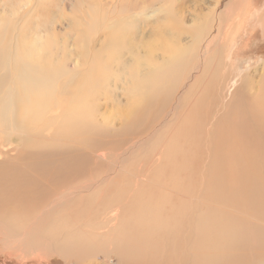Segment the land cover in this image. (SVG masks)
Listing matches in <instances>:
<instances>
[{
  "label": "bare ground",
  "instance_id": "bare-ground-1",
  "mask_svg": "<svg viewBox=\"0 0 264 264\" xmlns=\"http://www.w3.org/2000/svg\"><path fill=\"white\" fill-rule=\"evenodd\" d=\"M216 5L206 14L193 9L187 25L174 7L161 4V19L172 21L167 32L159 27L144 33L141 15L118 14L115 21L123 22L109 24L104 47L84 48L81 73L78 63L71 73L65 69L71 77L66 83L60 82L62 69L42 61V46L28 44L23 33L4 34L9 25L0 18L5 248L41 261L57 256L66 264L99 254L116 257V264L263 261L264 59L247 72L238 69L237 59L230 62L226 47L237 35V17L238 25L220 31L203 65L196 62V44ZM98 19L91 20L95 26ZM220 21L222 29L228 26L227 18ZM251 21L264 44V9ZM107 39L115 46L118 78L125 81L113 82L111 100L101 93L100 104L99 76L110 68ZM108 106L116 123L107 121ZM110 131L116 133L108 139ZM123 132L135 134L126 146Z\"/></svg>",
  "mask_w": 264,
  "mask_h": 264
},
{
  "label": "rangeland",
  "instance_id": "rangeland-1",
  "mask_svg": "<svg viewBox=\"0 0 264 264\" xmlns=\"http://www.w3.org/2000/svg\"><path fill=\"white\" fill-rule=\"evenodd\" d=\"M165 1L166 0H0V18L6 22L5 24H8L10 27L12 26V28H10L9 26L5 27L4 28L5 30L3 29V31H5L4 34L11 35L12 33L13 34L23 33L25 37L28 36L26 38V42L28 44H31L35 47L42 46L44 48L42 53L45 56V58L42 61L47 64L46 67L49 69H52V68L62 69L63 70L62 75H66L64 73L69 72L68 70H70V73H71L72 72L71 70L74 68V65L76 63H78V70L81 73V70H82L81 65L87 61V59L85 58L84 48L91 49L90 46H95V48L96 47L99 48L100 44H101L100 49L103 48L104 47L103 41L105 40L103 39V36L104 37L107 36L105 33L108 32V27H110L109 24L119 23L117 21L121 20L120 18L121 16L122 18L127 19V16L128 17L133 16V14L141 15L140 20L142 21L143 24L147 25V26H144L142 24L144 33L150 30L152 31L157 30L159 27H162L167 32L168 27L172 26L171 24L172 21L169 20L167 22V18L165 20H162L165 15V12H163L164 8L162 9L163 13H161V11H158V8L161 7L160 6L161 4L166 6L169 3L170 4L169 9L171 10L174 7L175 10L177 11L175 14L181 13V15H183L182 20H184L185 23L189 25L190 19H191L190 14L193 12V9L197 8L196 10H199V12L202 11L203 14H206L207 13L206 10L212 8V6L217 1V5L214 8V11H212L213 16L210 18L207 24V27L204 30L205 36L199 41L198 44H196V47H195L196 53H197L196 62H198V58H199V63H200L199 65H203L202 63L206 61V58L208 57V55L212 54L211 52L213 48L216 47L218 42H220V39H221L220 31H223V34H224V32H227L229 27L234 28L235 25H238L234 23L237 17H239L240 24L242 25L239 24L238 26L237 35L233 39L234 43L231 45L233 41L230 43L227 42V46L229 45L230 46L226 47V49L228 50L226 51L228 53V56L230 57L229 58L230 62L234 63V61L237 59L236 63L238 64V69L241 72H247L252 67H254V65L257 66L258 63L260 64L262 59H264V44H262L263 38L260 35V32H259L260 30H257L258 26H256L254 21H251V20H254V15L256 13L264 9V6H263L264 0H251V1L244 0L245 3L243 5H241V0H169L167 1V3ZM94 5L98 6V7L96 6L98 10L97 8L96 9L94 7L92 8V6ZM91 8L93 11L91 10ZM99 8H100V11H99ZM94 9L97 11H95ZM121 9H124V11H122ZM181 9L183 10V13ZM119 10L121 11V14ZM125 10H126V13H123L125 12ZM155 10H156V13L152 14V12ZM100 13L101 15L99 16ZM118 14L121 16H119ZM106 16L110 17L111 19L107 18ZM82 17H84L85 20H83ZM146 17H149V18L146 19ZM96 18L97 19L99 18L98 20L100 21V24H96L97 27L95 26L94 22L91 21V20H96ZM222 18L223 19L227 18V23H228V26L223 29L220 27L221 25L220 20ZM122 22L119 24L121 25ZM14 24H15L16 29L13 26ZM88 24L89 26H91L92 24V26L89 27ZM74 26H76L77 30L75 29ZM99 26L101 28H99ZM93 27H94V30H93ZM20 28H22L23 31L20 30ZM97 28H99L100 30H98ZM195 28H197L196 24L192 26V29H195ZM6 29H9V31L8 30L6 31ZM93 31H94V34H93ZM90 33L92 35L90 36L92 39H90L89 37ZM95 33L98 34L99 37L103 40L97 37ZM78 36H80V38ZM89 39L90 41H88ZM107 40H106L107 45L111 46L112 42L109 41V39ZM86 42H87V45H86ZM79 43H82L84 45L82 46V44L80 45ZM111 47L112 49L106 50L108 59L105 60L106 63L110 65L109 71L107 73L103 71L101 75L99 76L101 79V83H100L101 85H99L96 91V94H97L96 96L98 97L99 95L98 100L100 104H103L102 102H104L103 96L106 97L105 100L107 99L111 100L110 92H114L115 90V89H112V87H114L113 82L117 81L119 83V82L125 81L124 77L118 78L119 74L117 73L118 71H116V68L120 69V65L117 63L118 57L116 54V50L114 48L115 46L112 45ZM51 53H53V55L49 57L52 58L53 60L47 57ZM57 56H59L60 58H58ZM97 56H95V59L97 57L99 58V61H102L101 60L102 58L100 59L102 55H99L97 53ZM49 60L53 61L52 64L48 63ZM64 63H65V66H64ZM65 69H67V72ZM110 70L112 71L114 70V72H111ZM84 71H85V68H84ZM195 73L198 74V71H195ZM48 74L53 75L51 73H48ZM62 75H59V78H61L60 82L66 83V81L68 82L71 79V77H69V73L66 75L67 77L66 76L64 77ZM53 76L47 75V77H53ZM54 79H56L55 81H57L56 76L54 77ZM104 81L106 82V84ZM104 87L107 89H105ZM184 91L185 90H183L182 92ZM101 93L103 94V96ZM111 103L113 107L118 105L115 102H111ZM107 109H108L107 112L109 111L108 114L106 112L107 121L109 120L110 123L112 124L116 123L118 119L115 117L114 109L109 106ZM102 110L101 112H103ZM112 111L114 112V114L112 113ZM59 112H60V109H58V113ZM163 112H165V110L162 111V114H164ZM52 115H57V114L54 113ZM112 132L113 131H110L107 134L108 135L107 138L110 136L109 138L111 139L112 138L111 136H113L116 133V132H113V133ZM120 135L125 138V140H123L125 144L124 142L123 143L121 142V144L118 143V145L120 146V150L124 148V146H126L128 143H130L129 140L135 138V134H132V133L130 134V132H125V133L123 132ZM122 144H124V146ZM119 152L120 151H117V153ZM103 166L105 167H100L101 170H103V168L105 169L107 168V164ZM92 168L93 167H90V168L88 167L87 170L85 169V171L88 172V170ZM101 170L98 169L97 171H101ZM77 181H79V179H77ZM156 183L157 182H155V184ZM158 185L163 186L160 183ZM85 214H87V211H85L84 215ZM82 215H80L75 220V223L81 222ZM3 237L5 236L1 235L0 233V264H66L63 260H61L57 256L55 257L52 256L51 258L47 260L41 261L40 259L42 257L38 259L36 256H34L35 259H31L32 256L21 255L23 253L19 254L20 252L11 251L10 248L4 247L5 242H1ZM240 255L244 256V255H247V253H237L236 258L240 257ZM260 258L263 261L259 264H264V252L260 256ZM104 259H106V261ZM109 261L112 262L113 264L118 263L116 257L112 255L103 257L102 254H99L91 260L87 259V260L81 261V259L79 258L74 259L71 264H77V263L78 264H92V263L93 264H108ZM239 263H243V262L240 261ZM239 263H236V264H239ZM254 264H257V263H254Z\"/></svg>",
  "mask_w": 264,
  "mask_h": 264
}]
</instances>
